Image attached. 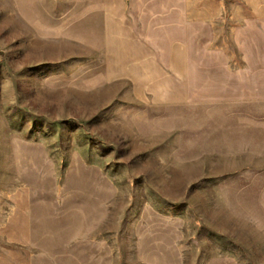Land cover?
<instances>
[{
    "label": "rangeland",
    "instance_id": "1",
    "mask_svg": "<svg viewBox=\"0 0 264 264\" xmlns=\"http://www.w3.org/2000/svg\"><path fill=\"white\" fill-rule=\"evenodd\" d=\"M190 1L246 67L235 29L263 41L264 0ZM99 2L0 0V264L40 239L92 264H264V104L116 93Z\"/></svg>",
    "mask_w": 264,
    "mask_h": 264
},
{
    "label": "crops",
    "instance_id": "2",
    "mask_svg": "<svg viewBox=\"0 0 264 264\" xmlns=\"http://www.w3.org/2000/svg\"><path fill=\"white\" fill-rule=\"evenodd\" d=\"M99 1L103 78L116 93L122 87L136 102L185 109L264 104V40L253 37L260 32L257 22L235 29L247 66L233 67L229 50L216 44L211 8L206 12L190 0ZM27 249L33 252L17 264H92L91 253L49 247L44 239Z\"/></svg>",
    "mask_w": 264,
    "mask_h": 264
}]
</instances>
